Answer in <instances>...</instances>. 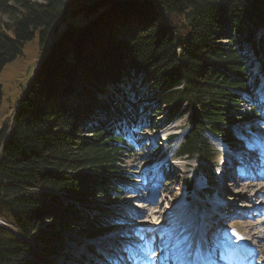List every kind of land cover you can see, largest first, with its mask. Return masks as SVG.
I'll return each mask as SVG.
<instances>
[{"label": "trees", "instance_id": "16d2710c", "mask_svg": "<svg viewBox=\"0 0 264 264\" xmlns=\"http://www.w3.org/2000/svg\"><path fill=\"white\" fill-rule=\"evenodd\" d=\"M42 1L0 0V71L35 35L40 56L0 126V218L13 230L0 227V264H51L70 233L90 241L118 226L108 205L133 154L122 124L142 133L153 114L167 127L187 108L174 155L214 186L205 135L244 150L238 131L261 117L264 0Z\"/></svg>", "mask_w": 264, "mask_h": 264}, {"label": "rangeland", "instance_id": "374dc122", "mask_svg": "<svg viewBox=\"0 0 264 264\" xmlns=\"http://www.w3.org/2000/svg\"><path fill=\"white\" fill-rule=\"evenodd\" d=\"M64 28L65 25L61 24L55 35L58 36ZM52 41L53 37L49 35L47 43ZM39 62V42L38 36L35 35L32 41L24 45L21 54L0 71V126L11 120L16 102ZM256 78L257 83L252 94L261 117L251 128L245 127L243 135L238 131L244 142V150L235 153L220 142L208 138L209 145L216 155L213 164L216 176L214 186H209L199 176H193V160L177 158L174 155L187 130V108L167 127L159 125L160 116L153 114L150 120L145 121L147 129L142 133L136 127L128 128L122 124L120 131L133 149V154L121 160L119 164L128 178L121 188L119 199L115 204L108 205L112 209L115 205L120 208L114 210L117 216L110 215L113 219L114 216L118 217V226L108 234L90 241L79 242L76 236L70 233L69 237L75 240L63 242L61 256L56 260L54 258L51 264H105V261L107 264H126L129 255L125 257L124 253L128 248H132L134 253L139 252L146 256V250H140L142 244L147 240L146 245L150 246L157 241L152 236L145 238L150 229L148 225L152 224L148 218L157 219V225L152 224L153 228H157L160 226L161 216L172 221L170 225L176 226L170 231L171 235L168 233L171 238L176 237L180 229L178 226L182 223V219H175L176 217L183 218L185 228L193 218L197 219V223H191V226L194 224L193 227L200 231V255L204 256L206 252L208 259L204 262L207 264H213L221 257L222 262H230L229 264H264V190L255 195L257 189L264 188V178L259 177L262 169L254 168L258 161L264 160V79L260 75ZM140 116L138 118H141ZM140 126L142 127L141 124ZM246 160L251 163L248 164ZM249 168L250 173L255 169L253 179L246 178V169ZM190 179H194L193 190L187 189ZM244 182L247 185H237ZM245 186L249 189H245ZM205 189L212 192L211 196L205 201H200L196 194ZM102 203L103 199L96 205ZM210 217L214 218L213 221ZM220 217L223 218L218 220ZM222 223L223 225H220ZM206 242L209 243V248L205 247ZM87 246L94 250L98 258H93ZM184 246L179 250L182 251ZM199 249L195 250L200 252ZM259 250L261 254H258ZM170 252L178 254L177 250ZM169 255L171 257L164 259H173L174 256ZM136 257L137 255L130 256L127 264H131ZM195 257L199 258L196 255Z\"/></svg>", "mask_w": 264, "mask_h": 264}, {"label": "bare ground", "instance_id": "6f19581e", "mask_svg": "<svg viewBox=\"0 0 264 264\" xmlns=\"http://www.w3.org/2000/svg\"><path fill=\"white\" fill-rule=\"evenodd\" d=\"M205 137L207 138L208 141H210L208 139V138H210L211 140H215L217 143L219 142L214 137L210 136L209 134L205 135ZM233 158H235V157H233ZM246 162H248V160H246ZM250 163L251 162H248V164H250ZM262 166L264 167V160L262 162L258 161L257 165L254 168H259V169L261 168L262 169ZM246 170H247L246 178L253 179L252 176H255V169H253L251 173L248 171V170H250V168L246 169ZM263 171H264V169H263ZM239 174H240V172H239ZM262 178H264V176H262ZM245 184L246 183L244 182L242 184H237V185H241V186L243 185L244 186ZM241 186H240V188H241ZM245 189H249V188L245 186ZM263 190H264V188L260 187L259 189L256 190V194L255 195L261 194L263 192ZM252 201H254V200L252 199ZM239 217H243V216H239ZM222 218L220 217L218 220H221ZM175 219H180V220L182 219L181 220L182 223L178 226V227H180V229H179L176 237L175 238H171V237H168V233H170V231H172V229L174 227H176L174 224H173L174 227L172 225H170V224H172V221H169L168 219L162 218V216H161L159 218L160 226H158L157 228H153L152 224H156L157 225L156 222H158V221H157V219L151 220L150 218H148V221L152 222V224L148 225V227L150 229H148L147 237H145V238H148L149 236H152L153 238L157 239V241L155 243H152L150 246H148V245H146V243L148 242L146 240V242L142 244V249L139 247L140 250H142V252L143 251L145 252V250H146V254H147L146 256L142 255V254H139V252L134 253V250L132 248L126 249L125 250L126 254H128V253L129 254H133V256L137 255V257L133 259V262H131V264H136L137 262H144V261H147V262L151 263L152 260H151V257H150V252L153 250V247H155L157 249L163 248L167 253L172 254L174 256L173 260L172 259L167 260L168 258H165L164 261H163L164 264H172V263L173 264L174 263H178V264H203V263H205L204 261H207L208 256H207L206 252H204V256L200 255L201 250L199 248L202 247L201 238L199 237V232L200 231L196 230V228L193 227L194 224L191 226V223H197V219L193 218L191 223L186 225V228L183 227V218L181 216H178ZM213 219L211 218L212 221H213ZM215 220H216V217H215ZM2 223L5 224L6 226L8 225L0 218V226H2ZM220 225H223V223L220 224ZM7 227H9L11 229V227L9 225ZM143 228H145V227H143ZM151 229L156 230V232H154V230L151 231ZM170 235H171V233H170ZM100 245H102V242L100 243ZM183 246H184V248L182 249V251L179 250ZM205 247L206 248L210 247L208 242H206V246ZM195 249H199L200 252H198V250H195ZM173 250H177L178 254H174V253L170 252V251H173ZM258 254H261L260 250L258 251ZM160 255H162V254H159L158 256H160ZM195 255L198 256L199 258L195 257ZM225 256H226V254H225ZM251 256L253 257V255H248V257H251ZM215 257L217 258L218 256H215ZM228 258L229 257H227V260H228ZM220 259H222V257ZM220 259H218L217 261H221ZM245 259H247L246 256H245ZM217 261H215V263H213V264H229L230 263V262H225V261H223V262L221 261V263H217ZM205 264H207V263H205Z\"/></svg>", "mask_w": 264, "mask_h": 264}, {"label": "water", "instance_id": "95a60500", "mask_svg": "<svg viewBox=\"0 0 264 264\" xmlns=\"http://www.w3.org/2000/svg\"><path fill=\"white\" fill-rule=\"evenodd\" d=\"M33 76V75H32ZM1 228H4L6 230H9L11 232H13L12 228L10 229L9 227H7L5 224L2 223V226H0Z\"/></svg>", "mask_w": 264, "mask_h": 264}]
</instances>
